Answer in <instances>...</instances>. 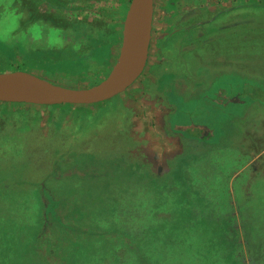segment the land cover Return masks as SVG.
Returning <instances> with one entry per match:
<instances>
[{"label":"rangeland","instance_id":"rangeland-1","mask_svg":"<svg viewBox=\"0 0 264 264\" xmlns=\"http://www.w3.org/2000/svg\"><path fill=\"white\" fill-rule=\"evenodd\" d=\"M130 3L0 0V74L26 72L76 90L98 86L119 59ZM145 71L120 96L104 105L76 106L75 112L0 103V113L13 119L0 120V179L45 188L48 180L62 199L66 222L87 231L114 214V195L141 199L133 192L137 188L146 194L147 177L134 156H142L162 180L190 175L189 180L207 182L212 153L215 168L234 166L233 180L242 172L241 181L247 176L257 230L239 257L264 264V0H154ZM122 104L132 113L129 119L116 112ZM203 129L212 138L193 143L192 131L205 134ZM189 150L194 155L187 161L181 153ZM200 167L199 176H191ZM217 174L222 173L214 178ZM134 175L143 177L137 186L131 183ZM118 210L125 219L136 215L124 206ZM47 234L32 264H62L90 251V237L78 238L68 228ZM98 236L93 239L118 243L126 237L106 230ZM97 249L93 243L94 261Z\"/></svg>","mask_w":264,"mask_h":264},{"label":"trees","instance_id":"trees-1","mask_svg":"<svg viewBox=\"0 0 264 264\" xmlns=\"http://www.w3.org/2000/svg\"><path fill=\"white\" fill-rule=\"evenodd\" d=\"M69 5L67 2L65 6ZM104 57L106 56L101 57L102 60ZM74 107L76 106H61L67 113L75 112ZM102 107L99 106V109ZM127 111V107L122 104L116 112L125 113V119H129L132 113ZM81 113L82 111L76 115L81 116ZM90 114L94 115L93 112ZM6 117H11V114L0 113V120ZM203 130L205 134H201L200 130H193L198 133L197 136H194L192 131L190 138L193 143L197 138L209 142L213 133H208V129ZM201 135L206 137L202 138ZM183 138L189 139L185 136ZM80 154L100 156L82 152ZM181 154L187 161L194 155L190 150ZM210 155L212 162L206 173H212L208 175L210 178L207 182L194 178L189 180L190 175L178 178L169 176L162 180L139 160L142 156L138 159L133 155L136 161L140 162L139 169L145 171L148 184L146 194L143 196L140 188H137L133 192L141 199L128 194L114 195V214L107 213L106 217L99 219L98 225L87 231L66 222L59 210L62 199H58L59 194H56L48 180L45 188L39 183L28 185L25 180L13 182L12 179L2 177L0 264H32L33 256L40 249V242L45 240L46 243L47 233L58 226L68 228L77 234L78 238L88 241L87 238L90 237V251L93 243L96 249L98 247L95 261L90 251H86L76 258H68L65 261L63 259L62 264H246L247 259L242 261L239 252L246 245L253 243L257 229L251 237L252 226L243 213L246 210L254 212H251L254 208V197L245 190L247 176L243 181L239 179L245 173L242 172L233 180L237 173L234 166H228V170L222 172V168H215L216 157L212 153ZM176 168L175 163L171 170ZM199 170H203V167L194 169L195 173L192 171L191 176H199ZM218 171L222 174H217L214 178V173ZM142 179L143 177L134 175L131 183L137 186ZM254 188L257 189V186L253 185L252 191ZM123 206L130 208L129 214L136 210V215L125 219V214L118 210ZM185 225L189 235L184 242L182 231ZM103 230L124 235L128 239L125 237L120 243L114 240H94L93 238H99L98 233ZM108 246L111 249L107 253L105 250ZM54 251L57 253V249ZM52 252L53 250L50 253ZM105 257H108V260ZM47 264H50V261L47 260Z\"/></svg>","mask_w":264,"mask_h":264},{"label":"water","instance_id":"water-1","mask_svg":"<svg viewBox=\"0 0 264 264\" xmlns=\"http://www.w3.org/2000/svg\"><path fill=\"white\" fill-rule=\"evenodd\" d=\"M154 0H131L126 15L120 56L98 86L76 90L54 85L26 72L0 74V103L33 106H93L125 93L143 75L152 40ZM139 48L138 58L131 53Z\"/></svg>","mask_w":264,"mask_h":264},{"label":"crops","instance_id":"crops-1","mask_svg":"<svg viewBox=\"0 0 264 264\" xmlns=\"http://www.w3.org/2000/svg\"><path fill=\"white\" fill-rule=\"evenodd\" d=\"M146 72V71H145ZM153 73V72H152ZM145 74V73H144ZM177 138H182L184 140L183 137H180L178 135H176ZM175 139V138H174ZM183 152V151H182ZM243 214H245L247 216V220L250 222L251 226H252V231H251V237H253V233L256 229V218L255 216H253V213H250L249 211H245Z\"/></svg>","mask_w":264,"mask_h":264},{"label":"bare ground","instance_id":"bare-ground-1","mask_svg":"<svg viewBox=\"0 0 264 264\" xmlns=\"http://www.w3.org/2000/svg\"><path fill=\"white\" fill-rule=\"evenodd\" d=\"M139 54V48H136L132 53H131V62H135L138 58Z\"/></svg>","mask_w":264,"mask_h":264}]
</instances>
